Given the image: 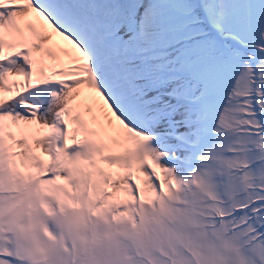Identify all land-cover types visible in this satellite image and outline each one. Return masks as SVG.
I'll return each mask as SVG.
<instances>
[{
	"label": "snow or ice",
	"instance_id": "snow-or-ice-1",
	"mask_svg": "<svg viewBox=\"0 0 264 264\" xmlns=\"http://www.w3.org/2000/svg\"><path fill=\"white\" fill-rule=\"evenodd\" d=\"M0 264H264V0H0Z\"/></svg>",
	"mask_w": 264,
	"mask_h": 264
},
{
	"label": "bare ground",
	"instance_id": "bare-ground-1",
	"mask_svg": "<svg viewBox=\"0 0 264 264\" xmlns=\"http://www.w3.org/2000/svg\"><path fill=\"white\" fill-rule=\"evenodd\" d=\"M58 39V38H57Z\"/></svg>",
	"mask_w": 264,
	"mask_h": 264
}]
</instances>
